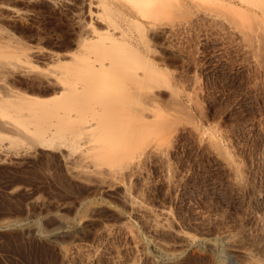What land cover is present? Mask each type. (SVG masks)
<instances>
[{"label":"rangeland","instance_id":"obj_1","mask_svg":"<svg viewBox=\"0 0 264 264\" xmlns=\"http://www.w3.org/2000/svg\"><path fill=\"white\" fill-rule=\"evenodd\" d=\"M63 1L0 0V264H264V0Z\"/></svg>","mask_w":264,"mask_h":264},{"label":"bare ground","instance_id":"obj_2","mask_svg":"<svg viewBox=\"0 0 264 264\" xmlns=\"http://www.w3.org/2000/svg\"><path fill=\"white\" fill-rule=\"evenodd\" d=\"M51 1H55V0H51ZM63 1V0H62ZM151 1H153V0H137L136 1V3L134 4V5H131V6H126L124 3H122V2H120V1H117V0H98L96 3L97 4H95L94 6H96V5H104V4H109L110 6H111V8H112V10L113 11H115V12H117L118 14H120L123 18H124V20L125 21H127V23L128 24H135L136 26H139V27H142V28H144V29H146V28H149V27H152V25L154 26L156 23H154V21H152V18H150L149 16H150V14H151V12L152 11H147L148 9H146V7L144 6V4L146 3V2H151ZM154 1H157L160 5H158L157 7H156V10L154 11L155 13H159V12H161L162 10H161V7L160 6H163V4H165V2L166 1H172V2H175L176 4H183L185 1L184 0H154ZM225 1H227L228 3H230V4H232L231 2H232V0H225ZM241 2H244V0H240ZM84 2H85V0H84ZM83 2V3H84ZM64 5H66L67 4V2L66 1H63L62 2ZM92 4H94V2H93V0H91L90 1V7H89V12H91L92 14L94 13V11L91 9V5ZM235 4V3H234ZM88 5V6H89ZM233 5V4H232ZM236 5V4H235ZM241 6H242V4H240ZM234 6V5H233ZM241 6H239V7H241ZM85 8V7H84ZM93 8V7H92ZM86 10H88V9H86ZM248 10H251V11H253V9H251V8H249V6L247 5V11ZM88 12V13H89ZM95 13H97V12H95ZM94 13V15H96ZM99 13V12H98ZM253 13H255V10H254V12ZM92 14H90L91 16H92ZM264 15V14H263ZM92 18V17H91ZM262 18V17H261ZM263 19V18H262ZM92 21V20H91ZM264 23V22H263ZM92 24V23H91ZM95 30V29H94ZM96 32H95V34H97V35H93V36H91V37H89L88 36V38L90 39V40H97V39H95V38H98L99 37V34H100V31H97V30H95ZM106 31H111L110 29H107ZM90 32V31H89ZM98 32V33H97ZM94 33V32H93ZM110 34H111V40H117V39H124V40H126V41H128L129 43H134V40L135 39H133V37L131 36V37H129L130 36V34L128 33V31L127 30H125V29H123L122 31H121V33H120V36H116V34L114 33V31L113 32H110ZM92 35V34H91ZM87 37V36H86ZM87 38V39H88ZM41 54V53H40ZM11 91V90H10ZM9 91V92H10ZM12 92H16V91H12ZM12 92H10V95L12 94ZM17 93V92H16ZM5 94V93H4ZM21 94V93H20ZM24 94H22V95H19V96H23ZM8 97H11V96H9V95H0V101H1V103L2 104H5L7 101H6V99L8 98ZM12 97H13V94H12ZM15 97H16V94H15ZM16 98H19L18 97V94H17V97ZM24 98V97H23ZM26 98V97H25ZM12 100V99H11ZM14 100H15V98H14ZM18 100V99H17ZM5 101V102H4ZM22 101V100H21ZM8 103V102H7ZM22 113V112H21ZM26 113V112H25ZM27 114V113H26ZM22 115H23V113H22ZM28 116V115H27ZM32 116V115H31ZM10 124V123H9ZM8 124V125H9ZM5 125H7V124H5ZM91 126V124H89V125H85L83 128H88V127H90ZM1 127H4V126H2L1 125ZM0 127V128H1ZM7 127V126H6ZM16 127V126H15ZM8 128V127H7ZM3 129V128H2ZM10 130V129H9ZM17 130V129H16ZM258 202H261V200L260 201H258ZM262 203H263V201H262ZM261 204V203H260ZM67 224H68V222H67ZM65 226H67V225H65ZM82 226V225H81ZM68 227V226H67ZM231 237V236H230ZM229 235H228V239L226 240V242H228L229 243ZM217 240V239H216ZM213 242V241H212ZM223 242V241H222ZM220 243V242H219ZM232 245V244H231ZM217 246V245H216ZM214 247V246H213ZM224 247V246H223ZM225 249V248H224ZM217 250V249H216ZM251 251V250H250ZM253 252V251H252ZM221 256V255H220ZM219 256V260L221 259V257ZM223 256V255H222ZM217 257H218V255H217ZM224 257V256H223ZM223 257H222V260L221 261H223L224 259H223ZM227 257V256H226ZM225 261V260H224ZM223 263V262H222ZM227 264V263H226Z\"/></svg>","mask_w":264,"mask_h":264}]
</instances>
